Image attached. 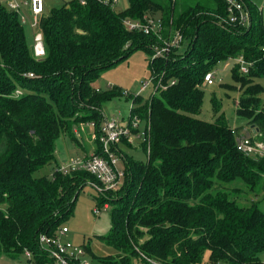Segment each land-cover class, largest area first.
<instances>
[{
    "label": "trees",
    "instance_id": "16d2710c",
    "mask_svg": "<svg viewBox=\"0 0 264 264\" xmlns=\"http://www.w3.org/2000/svg\"><path fill=\"white\" fill-rule=\"evenodd\" d=\"M81 1L68 0L39 17L41 57L32 54L19 14L0 1V256L16 260L29 250L27 264L53 261L39 236L58 233L95 178L85 170L34 173L55 159L61 134L75 139L78 122L94 123L99 136L102 106L115 89L101 91L94 81L143 49L156 89L146 101L133 97L130 119L146 121L147 160L121 154V186L99 197L112 206L110 230L100 238L119 253L97 256V264H200L205 250L210 264H264V209L257 200L238 204L223 188L264 193V154L237 150L224 114L212 122L196 117L205 74L221 59L242 56L248 72L231 70L242 91L236 115L264 133V87L255 82L264 78L259 11L241 0L250 16L241 26L228 22L225 0H128L122 12L113 9L114 0ZM154 12L160 13L158 31L124 24L145 22ZM176 33L180 44L153 56L151 46L171 42ZM211 103L218 113L219 101L212 97Z\"/></svg>",
    "mask_w": 264,
    "mask_h": 264
},
{
    "label": "rangeland",
    "instance_id": "374dc122",
    "mask_svg": "<svg viewBox=\"0 0 264 264\" xmlns=\"http://www.w3.org/2000/svg\"><path fill=\"white\" fill-rule=\"evenodd\" d=\"M8 10H12L9 0H0ZM22 3L24 0H18ZM46 1V0H45ZM68 0H47L48 4L54 6H62ZM254 7L259 11L262 24L264 26V0H250ZM128 6V0H114L113 9L116 12H122ZM24 9L28 6L23 5ZM24 11V10H23ZM23 15V13H20ZM150 20L158 31L161 26L160 13L154 12ZM27 39V44L32 51L35 41H41L42 36L31 23H22ZM158 39H160L158 37ZM161 40V39H160ZM161 44L151 46L153 56L161 50H165V54L171 51L173 47L166 46V42L160 41ZM168 47V48H166ZM183 50V47L181 48ZM180 49V50H181ZM33 54V53H32ZM238 58H229L219 60L213 67V84H203V99L200 112L196 117L212 122L219 113L224 114L229 126L236 129L235 138L240 132H247L250 136H259L258 133L250 128L247 118L236 115V106L241 94L239 83L232 78L231 70L238 67L240 72V63ZM148 52L143 49H136L124 60L118 62L114 66L103 70L93 83V86L101 91L109 88L115 89V93L104 102L103 112L99 121L98 130L102 131L107 122L112 120L120 121L122 126L127 127L131 122L130 109L133 103V97L139 96L142 101L148 100L155 91V81L152 78V71L148 63ZM255 82H259L264 87V78H256ZM144 88L140 90L143 86ZM214 97L220 103V111L214 112L212 109L211 99ZM261 105L264 107V89L260 93ZM146 129V121L140 120L137 127L130 129V138L122 139L120 142L111 145L112 152L117 158V168L124 173V162L120 158L121 154H126L130 158L146 162L147 153L142 148L144 141V131ZM97 127L92 122H78L73 127L72 139L68 134L63 133L59 136L55 143V159L46 164L43 168L37 170L36 176L46 175L51 177L55 170L59 167L69 165L78 160L87 158L95 153L94 149L99 148L102 152L99 142V136L96 135ZM264 134V133H263ZM241 135V134H240ZM260 139V138H259ZM253 140H257L255 137ZM96 141L99 142L96 148ZM96 153V154H99ZM229 185H224L225 190H229L231 199L237 200L240 205H249L252 200L259 201V207L264 209V193L255 195L246 190L236 192L230 190ZM100 193L87 182L81 189L74 207L73 214L65 218L60 228L66 227L68 232L61 236L62 242H69L73 246L81 247L85 250V254L81 258L89 264H97V256L116 255L119 251L104 242L100 235L109 232L111 227V205L103 202L100 203ZM98 208V213H94V209ZM209 250L203 252L200 264H210ZM264 262V252L260 254ZM26 261L25 255L22 253L18 259L12 260L6 256H0L1 264H23ZM217 264H228L227 262H219Z\"/></svg>",
    "mask_w": 264,
    "mask_h": 264
},
{
    "label": "built area",
    "instance_id": "2783aa9c",
    "mask_svg": "<svg viewBox=\"0 0 264 264\" xmlns=\"http://www.w3.org/2000/svg\"><path fill=\"white\" fill-rule=\"evenodd\" d=\"M81 2L84 3V0H82ZM225 2L227 5V20L229 23L238 24L241 26H245L249 23V12L241 2V0H225ZM9 4L12 10L16 11L21 16V22H25L23 5L26 4V2H23L22 5V3H20V1L18 0H11ZM20 13H23V15H21ZM124 24L128 30L142 31L144 33L155 31L152 20L150 19L145 22L125 19ZM181 39V34L176 33V36H174L171 42H166V46H178L181 42ZM165 52V50H161V52H158L156 55H164ZM33 54L36 57H41L44 54L42 39L41 41H35V44L33 46ZM238 57V62L240 63V71L242 73H247L249 69V63L246 62L242 56ZM204 84H213L212 70L205 74ZM144 86L145 85H143L140 90H142ZM19 92V89H17L16 93ZM139 121L140 120L137 117H134L133 119H131V122L127 127L122 126L120 121L118 120L107 122L105 127L102 128V131L100 132L99 142L102 149L101 153H93L87 158L78 160L69 165L59 167L58 170L63 174H68L76 170H85L89 172L94 176L95 180L89 181L88 183L91 184L100 193L101 196L106 197L108 191H116L121 186L123 173L117 168V158L112 152L111 145L120 142L122 139H129L130 129L137 127ZM232 132L235 134L236 129L233 128ZM253 133L255 134V132ZM240 134L236 136L237 150L247 155L264 154V134L259 132L258 137L255 135L254 137H252L247 132H240ZM255 137L257 138V140H253ZM93 212L98 213V208L94 209ZM67 232L68 229L66 227H62L59 228L56 235L41 234L39 236L38 241L40 246L46 248V252L53 259V261L48 264H74V262L78 264H89L87 261L81 258V256L85 254V250L83 248L73 246L69 242H62L61 236ZM23 254L26 257V261L32 257L29 250H24ZM26 261L23 264H27Z\"/></svg>",
    "mask_w": 264,
    "mask_h": 264
},
{
    "label": "crops",
    "instance_id": "0c3cea01",
    "mask_svg": "<svg viewBox=\"0 0 264 264\" xmlns=\"http://www.w3.org/2000/svg\"><path fill=\"white\" fill-rule=\"evenodd\" d=\"M10 1L11 0H9V3ZM46 1L45 0H24V2H26L25 5L28 6L27 9H24L23 7L24 15H25V22L29 21V23H31V25L34 27L33 29L34 32L38 30V32L40 33L39 26H38L39 17L43 14H47L52 8L57 7V6H54L53 4H48V2ZM19 17L21 16L19 15ZM32 52H33V48H32Z\"/></svg>",
    "mask_w": 264,
    "mask_h": 264
}]
</instances>
